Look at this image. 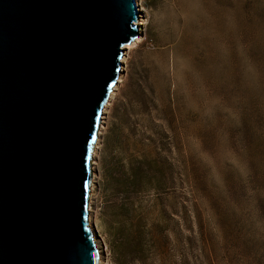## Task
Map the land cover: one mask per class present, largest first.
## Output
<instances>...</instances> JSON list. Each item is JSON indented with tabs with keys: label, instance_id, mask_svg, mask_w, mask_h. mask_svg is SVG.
<instances>
[{
	"label": "rangeland",
	"instance_id": "obj_1",
	"mask_svg": "<svg viewBox=\"0 0 264 264\" xmlns=\"http://www.w3.org/2000/svg\"><path fill=\"white\" fill-rule=\"evenodd\" d=\"M138 1L92 158L99 264H264V0Z\"/></svg>",
	"mask_w": 264,
	"mask_h": 264
},
{
	"label": "water",
	"instance_id": "obj_2",
	"mask_svg": "<svg viewBox=\"0 0 264 264\" xmlns=\"http://www.w3.org/2000/svg\"><path fill=\"white\" fill-rule=\"evenodd\" d=\"M135 0H0V264H99L93 152Z\"/></svg>",
	"mask_w": 264,
	"mask_h": 264
},
{
	"label": "bare ground",
	"instance_id": "obj_3",
	"mask_svg": "<svg viewBox=\"0 0 264 264\" xmlns=\"http://www.w3.org/2000/svg\"><path fill=\"white\" fill-rule=\"evenodd\" d=\"M136 1V7H137V11H138V17H137V25H138V28L141 29L142 25H144L145 23V18H144V15L140 12L142 11V8L140 7V3L138 0H135ZM137 42H139V36L136 37L134 40H132L131 42L127 43V44H124L122 46V50H123V54H122V57L120 58V70L123 68V62L125 61V54H126V50L131 48L132 46H134ZM120 80V78L117 79L116 81V84L115 86L112 88V91L110 93V96L113 94V91L116 89L117 87V82ZM108 105V101L107 103L105 104L104 108L107 107ZM105 110V109H104ZM94 153V152H93ZM91 204V202L89 201V205ZM91 210V205L89 206V212ZM89 221H90V218H89ZM95 241V240H94ZM98 250V249H97ZM99 254V253H98Z\"/></svg>",
	"mask_w": 264,
	"mask_h": 264
},
{
	"label": "trees",
	"instance_id": "obj_4",
	"mask_svg": "<svg viewBox=\"0 0 264 264\" xmlns=\"http://www.w3.org/2000/svg\"><path fill=\"white\" fill-rule=\"evenodd\" d=\"M123 246H125V244ZM121 257H122L121 254H119V256L115 260L116 262H114V263H116V264H122V262L120 260Z\"/></svg>",
	"mask_w": 264,
	"mask_h": 264
}]
</instances>
